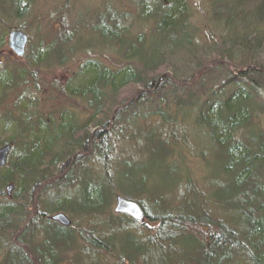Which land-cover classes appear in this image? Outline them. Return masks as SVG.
Here are the masks:
<instances>
[{
    "label": "trees",
    "instance_id": "obj_1",
    "mask_svg": "<svg viewBox=\"0 0 264 264\" xmlns=\"http://www.w3.org/2000/svg\"><path fill=\"white\" fill-rule=\"evenodd\" d=\"M126 1L134 13L108 5L92 25L116 62L82 60L59 95L22 98L37 73L0 67V106L19 110L0 109L12 135L0 137L11 146L0 264H62L70 253L98 264V252L116 264H264V0H199L203 25L194 0ZM33 3L13 1L10 15ZM6 20L0 51L14 31ZM72 37L41 42L29 64L51 57L67 69ZM130 87L142 93L129 97ZM118 195L141 206L143 223L111 213ZM58 213L71 225L51 219Z\"/></svg>",
    "mask_w": 264,
    "mask_h": 264
},
{
    "label": "rangeland",
    "instance_id": "obj_2",
    "mask_svg": "<svg viewBox=\"0 0 264 264\" xmlns=\"http://www.w3.org/2000/svg\"><path fill=\"white\" fill-rule=\"evenodd\" d=\"M13 1L16 0H0V15L1 17L8 19L6 20L7 27L10 26L14 30L19 27H23V32H25L28 36V42L30 43V46L28 49V53L25 52L26 57L20 59L16 55L10 54L11 51L9 48V44H7L0 51V60L4 59V61L0 63V67L2 68L3 66H8V68L11 67L12 69L13 67H18L20 69L27 67L30 73L36 72V76L38 79L37 81H41L34 85L32 83L33 81L27 78L28 84L26 86H23L21 91L17 93V95L26 99H29L32 96L40 102H44L48 98H50V94H55V91L59 88L58 84H61L63 81H68V79H70V75L75 74L78 71V66L80 63H82V60L86 58H98L103 55L104 60L108 64H114L116 62L113 57V51L109 49V44L104 45V43L101 42V39H99L98 34L93 29L96 19L98 18V14L102 13L104 9L108 7V5L118 6L119 8L122 7V9L130 10L132 11V13H134V8L132 7L134 1L133 3L131 2L132 4H129L130 1L127 2L126 0H34L32 7L28 9V16L22 19H17L12 14L10 15L9 11L11 5L13 4ZM194 2L198 5L195 11V17H197V19H194L193 23L203 25L206 18L205 14L207 13V11H205V7L203 5H199V0H194ZM61 10L66 11L68 17H66V13H62L61 16ZM61 21H63L64 24H60ZM2 27L3 26L0 27V30L2 29ZM9 32L11 33L10 30ZM64 32H67L69 36L73 34L70 43L65 46V50L69 49L73 58L72 61H70V65L67 69H60L57 66V63L54 64L56 60L51 57H48V63H40L41 65L39 67L34 68L31 62L29 64L28 61H30V59L34 57V54H39V44L41 42H44L45 44L49 40V38H55V36L58 37ZM7 40H9V38H7ZM57 43L58 45H60L59 42ZM80 44L81 46H79ZM88 44H90L89 48ZM48 50L52 51L53 47L51 48V50ZM233 69H236V67H234ZM5 76L11 77L10 73H6ZM55 87L57 88L55 89ZM59 92L60 90L58 89L57 95H59ZM14 93H8L7 98H9V101L14 99L16 101L19 98L18 96L14 95ZM125 93L129 97H134L135 94L137 95V93L139 94L142 92L137 87H130L125 91ZM25 100L23 102H18V104L16 105L19 107V105H21L22 103L23 106H26L27 101ZM7 102L8 101L1 105L0 109H11V111L17 114V111H19L18 109H16L17 107L13 103L9 104ZM29 111L31 112L33 110L29 109ZM0 133L1 140L3 141L12 136L9 131L2 132L0 130ZM193 162H195L196 164H193ZM191 167H194L197 171L200 170V166H198V162L195 160H192ZM66 171V167L62 168L60 171L62 172L60 174V177L66 174ZM114 208L115 204L111 208V213ZM72 220L77 223L76 226H83L85 225L86 221L82 220L81 223V219H77L75 217L72 218ZM96 223L102 224L103 219L97 221ZM107 231H109L110 234H113V230L110 226L107 227ZM117 244L118 239L117 237H115V245L117 246ZM95 255L98 259V264H116L114 258L111 256L108 257L106 256V254L99 252L95 253ZM75 258L76 256L74 253L65 255V258H63L64 262L62 264H83V262H77ZM84 261H86V259ZM88 262L89 261H87L86 264H88Z\"/></svg>",
    "mask_w": 264,
    "mask_h": 264
},
{
    "label": "water",
    "instance_id": "obj_3",
    "mask_svg": "<svg viewBox=\"0 0 264 264\" xmlns=\"http://www.w3.org/2000/svg\"><path fill=\"white\" fill-rule=\"evenodd\" d=\"M28 42V36L25 32H21L18 30L12 31L10 37H9V47L11 51H13L15 54H17L19 57H23L26 51L27 43ZM11 149L10 145H6L2 148H0V168H4L6 166V162L9 156V151ZM13 190V185H10L7 188V194L10 196L11 192ZM36 201V199H35ZM116 206L114 209V213L116 214H123L125 216H130L138 223H143L145 220V214L142 211L141 206L133 202L131 200H126L121 196H117L116 198ZM54 221H57L63 226H70L71 221L68 216H66L64 213H58L52 216L51 218Z\"/></svg>",
    "mask_w": 264,
    "mask_h": 264
},
{
    "label": "flooded vegetation",
    "instance_id": "obj_4",
    "mask_svg": "<svg viewBox=\"0 0 264 264\" xmlns=\"http://www.w3.org/2000/svg\"><path fill=\"white\" fill-rule=\"evenodd\" d=\"M10 54L12 55V54H14V53H13V52H12V53L10 52ZM14 55H16V54H14ZM16 56H17V55H16Z\"/></svg>",
    "mask_w": 264,
    "mask_h": 264
}]
</instances>
